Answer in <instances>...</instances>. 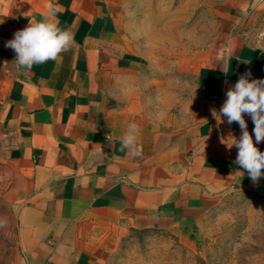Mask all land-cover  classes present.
I'll return each mask as SVG.
<instances>
[{
	"label": "crops",
	"instance_id": "0c3cea01",
	"mask_svg": "<svg viewBox=\"0 0 264 264\" xmlns=\"http://www.w3.org/2000/svg\"><path fill=\"white\" fill-rule=\"evenodd\" d=\"M232 1L189 55L181 82L178 62L166 78L153 66L141 24L116 0H0V51L11 59L0 76V161L15 236L7 264H101L81 244L90 212L195 218L235 191L264 196V175L253 182L227 145L241 136L238 123L212 116L241 75L264 79V40L245 35L248 5ZM50 8L71 45L18 67L6 42ZM133 122L136 145L122 147ZM257 147L264 152V140Z\"/></svg>",
	"mask_w": 264,
	"mask_h": 264
},
{
	"label": "rangeland",
	"instance_id": "374dc122",
	"mask_svg": "<svg viewBox=\"0 0 264 264\" xmlns=\"http://www.w3.org/2000/svg\"><path fill=\"white\" fill-rule=\"evenodd\" d=\"M116 1L120 9L123 4L124 18L141 24L153 66L164 68L166 78L165 68H175L178 62L181 82H186L182 70L186 62L188 67L189 55L213 31L221 13L237 4L232 0ZM242 5H248L241 20L245 35L263 41L264 0H243ZM10 66V57L0 51V76ZM6 178L0 161V264H7L15 247ZM80 239L101 264H264V196L235 191L195 218L138 221L90 212Z\"/></svg>",
	"mask_w": 264,
	"mask_h": 264
},
{
	"label": "clouds",
	"instance_id": "9594fccd",
	"mask_svg": "<svg viewBox=\"0 0 264 264\" xmlns=\"http://www.w3.org/2000/svg\"><path fill=\"white\" fill-rule=\"evenodd\" d=\"M58 12V8H50L41 14L40 20L30 22L26 28L18 30L13 39L6 42L5 46L17 54L15 63L18 67L31 69L34 64L55 59L71 45L73 35L52 19ZM249 76L250 73L241 75L226 92L227 98L219 112L213 110L212 116L217 121L225 118L228 124L238 123L242 130L241 136L238 139L232 137L227 145L238 148L235 163L256 182L264 175V152L257 147L264 140V79H250ZM245 114L254 123L251 133L248 131ZM138 132L139 126L134 122L130 123L122 140V147L134 148Z\"/></svg>",
	"mask_w": 264,
	"mask_h": 264
}]
</instances>
